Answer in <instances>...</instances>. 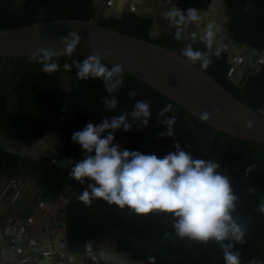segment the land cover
I'll return each mask as SVG.
<instances>
[{"label":"trees","instance_id":"1","mask_svg":"<svg viewBox=\"0 0 264 264\" xmlns=\"http://www.w3.org/2000/svg\"><path fill=\"white\" fill-rule=\"evenodd\" d=\"M169 1L182 12L188 8L205 10L210 2ZM221 2L226 7V20L222 25L227 36L239 44L264 49V0ZM248 5L250 7H246ZM95 7L93 0H0V31L52 20L87 21ZM97 24L166 48L183 59L181 50L188 43H192L196 50H206L205 43L197 38L177 39L176 27L170 32L160 31L157 37L151 38L148 36L150 18L129 12L119 18L100 17ZM83 59L59 56L56 62L60 70L46 74L31 57L0 56V139L33 144L44 132L58 134L57 151L49 157L39 154L37 159H23L0 147V178L26 177L33 180L42 201L57 202L62 198L65 244L70 253H82L87 240L107 238L114 241L118 252H127L132 260L144 264H225L218 243L203 244L178 238L172 227L173 217L169 215L152 213L137 216L127 208L120 209L103 200L94 199L88 205L80 202L77 197L90 181L81 184L70 178L71 165L58 167L52 163L53 159L81 160L83 153L80 146L73 143V133L90 122L98 125L104 119L111 120L114 115L131 112L134 104L143 99L151 106L152 117L148 126L141 128L137 122L129 132L118 130L114 133V143L119 144L122 150L155 154L162 158L174 152V145L179 142L181 149L194 158L217 161L221 166L218 171L229 177L239 197L233 215L238 223L247 227L244 243H235L234 250L239 251L241 264H250L252 259L264 264V214L257 210L260 202L264 201V144L231 138L226 133L214 131L127 73L122 87L112 94L118 99L117 108L109 112L103 104V98L109 94L102 80L80 81L76 76L77 70L72 62H82ZM211 60L207 70H201L199 63L194 66L240 103L264 117V62L256 74L237 87L226 77L230 66L226 63L225 53L220 51V55H213ZM65 63L70 65V71H64ZM133 89L138 93L134 98L129 96ZM169 103L173 104L175 111L166 116L175 115L177 122L173 137L161 139L160 133L167 129L158 124L157 119H163L158 113ZM249 168L252 171L246 175ZM30 212L31 209L26 210L18 215V219L24 220Z\"/></svg>","mask_w":264,"mask_h":264},{"label":"water","instance_id":"2","mask_svg":"<svg viewBox=\"0 0 264 264\" xmlns=\"http://www.w3.org/2000/svg\"><path fill=\"white\" fill-rule=\"evenodd\" d=\"M93 1L96 3L95 11L87 21L52 20L0 31V56L31 57L39 48L62 50L60 38L75 30L82 37V41L73 56L85 58L94 51L103 54L110 50L112 55L103 61L105 64L112 66L113 62L122 63L125 73L156 90L200 121V114L207 112L209 119L202 122L214 131L226 133L231 138L264 144V117L240 103L200 69L166 48L97 24L100 17L119 18L129 12L140 17H149L148 36L155 38L160 31L170 32L176 27L164 19V14L173 8L182 11L178 6L165 0L160 3L158 11L154 9L157 5L153 0ZM225 10L221 0H210L205 10H197L202 18L199 24L180 25L179 39L194 37L204 42L206 26L214 23L216 35L213 47L219 48L226 55V63L230 66L227 79L241 87L249 76L260 69L264 62V49L239 44L227 36L222 25L226 20ZM89 35L94 37V48L88 47ZM248 121L253 122L251 129L245 127ZM55 136L58 137L56 132L47 131L33 144L9 140L2 141L0 147L23 159H37L39 154L24 156L21 154L22 150L35 144H42L46 149L45 141ZM57 148L58 145L56 150ZM55 152L48 146V154L41 155L49 157ZM0 205L4 208L0 213V264H144L132 260L127 252H118L114 241L107 238L87 240L82 253L68 252L62 198L57 202L42 201L40 191L31 179L0 178ZM28 207L34 212L20 221L18 215ZM42 207L48 208V214L41 212ZM36 212L38 216L33 217ZM33 218L36 221L31 223ZM57 236L56 242L59 245L55 248L53 241ZM45 239L49 241V248L48 245H43ZM102 250L115 254L116 261L100 259L99 253Z\"/></svg>","mask_w":264,"mask_h":264},{"label":"clouds","instance_id":"3","mask_svg":"<svg viewBox=\"0 0 264 264\" xmlns=\"http://www.w3.org/2000/svg\"><path fill=\"white\" fill-rule=\"evenodd\" d=\"M164 19L169 24L176 25V37L179 39L180 25L199 24L202 18L194 8H188L186 12L173 8L164 14ZM215 35L216 25L209 23L203 37L206 50H196L192 43H188L181 50V55L190 65L199 63L201 70H207L212 63L211 57L220 55L219 48L213 49ZM81 41L82 37L75 30L70 31L67 36L60 38L62 50L39 48L31 54V59L40 64L41 70L46 74L58 72L60 65L56 58L61 55L72 57ZM88 47H95L92 35L88 37ZM111 55L110 50L103 54L94 51L82 62L73 60L72 63L80 81L102 80L105 91L109 94L103 98V104L109 112H114L118 99L112 94L124 83L125 66L113 62L108 67L103 61ZM63 69L70 71L71 67L65 63ZM137 95L135 89L129 92L130 97ZM174 111L173 104L169 103L158 113L163 118L157 119L158 124L167 129L160 133L161 139L174 135L176 117L166 116ZM151 117L149 102L141 99L134 104L131 112L114 115L111 120L104 119L98 125L90 122L72 135V141L80 146L83 158L79 161L53 159L52 163L58 167L71 165L70 178L81 184L90 181L77 197L80 202L88 205L94 199L103 200L120 209L127 208L137 216L152 213L169 215L173 217L172 227L178 238L203 244L216 242L223 251L225 264H241L240 253L234 250V245L244 243L247 227L238 223L233 215L239 197L235 194L229 177L218 171L221 166L217 161L196 159L182 150L179 142L174 145V152L162 158L155 154L122 150L119 144L114 143L116 131L122 129L129 132L137 122L141 128H146ZM200 119L207 121L209 114L202 112ZM245 127L251 129L253 122H246ZM251 171V168L246 169V175ZM257 210L264 214V201L260 202ZM99 258L104 261L117 259L115 254L103 250L100 251ZM250 264H260V261L252 259Z\"/></svg>","mask_w":264,"mask_h":264},{"label":"bare ground","instance_id":"4","mask_svg":"<svg viewBox=\"0 0 264 264\" xmlns=\"http://www.w3.org/2000/svg\"><path fill=\"white\" fill-rule=\"evenodd\" d=\"M41 147H42V144H35L31 148H24L21 154L24 156L36 155V154H41V153L48 154V150L46 149L40 150ZM56 241H57V238H56ZM56 241H54L55 248H57L59 245Z\"/></svg>","mask_w":264,"mask_h":264},{"label":"rangeland","instance_id":"5","mask_svg":"<svg viewBox=\"0 0 264 264\" xmlns=\"http://www.w3.org/2000/svg\"><path fill=\"white\" fill-rule=\"evenodd\" d=\"M153 2L157 5V6L154 7V9L159 11L160 10V6H161L160 3H162L163 1L162 0H153ZM189 28H187L186 30L188 31ZM1 143H2V140L0 139V144ZM45 143H47L46 150H48V146H50V148L53 149V151H57L56 150V147L58 145V137L57 136L48 139L47 141H45ZM43 149L44 148H43V145H42L40 150H43Z\"/></svg>","mask_w":264,"mask_h":264},{"label":"crops","instance_id":"6","mask_svg":"<svg viewBox=\"0 0 264 264\" xmlns=\"http://www.w3.org/2000/svg\"><path fill=\"white\" fill-rule=\"evenodd\" d=\"M28 209H31V212H30L29 215L26 216V218H27L28 216H30V215L34 212V210H33L32 208H30V207H28V208H26L25 210L21 211L19 215L24 214V213L26 212V210H28ZM3 211H4V208H3L2 205H0V213H2ZM41 212H44L45 215L48 214V208H47V207H42V208H41ZM35 216H38V213H37V212L34 214L33 217H35ZM39 217H40V215H39ZM17 218H18V217H17ZM26 218H25V219H26ZM34 221H36V219L33 218V221H30V222L33 223ZM49 223H50V222H49ZM54 235H55V234H54ZM56 238H58V236L55 237V241H56ZM44 242H45V243H44L43 245H45V246L48 245V248H49V241H47V239H45ZM47 243H48V244H47ZM53 243H54V241H53Z\"/></svg>","mask_w":264,"mask_h":264}]
</instances>
